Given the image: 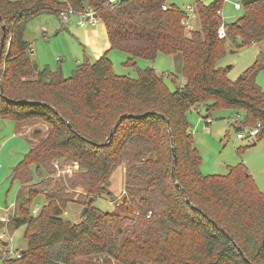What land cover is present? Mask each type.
I'll use <instances>...</instances> for the list:
<instances>
[{
  "label": "trees",
  "instance_id": "16d2710c",
  "mask_svg": "<svg viewBox=\"0 0 264 264\" xmlns=\"http://www.w3.org/2000/svg\"><path fill=\"white\" fill-rule=\"evenodd\" d=\"M224 1L198 3L200 29L186 36L187 14L165 0H0V117L18 129L46 124L45 136L31 132L11 173L19 188L7 222L0 220L1 264H264V194L242 163L225 175L202 174L189 132L188 113L203 105L205 121L219 109L242 111L241 131L260 124L255 139L264 136L256 83L264 56L234 82L216 67L226 40L239 49L264 42V0H238L242 15L221 39ZM65 9L92 11L110 50L127 55L125 66L179 54L183 85L170 91L151 67L137 79L118 76L107 53L85 59L69 78L39 68L26 24L42 14L60 20ZM61 158L79 169L56 180ZM121 166L123 196L103 211L96 202L113 199L111 177ZM70 204L86 208L79 223L63 218ZM20 228L26 248L11 258L1 233Z\"/></svg>",
  "mask_w": 264,
  "mask_h": 264
},
{
  "label": "rangeland",
  "instance_id": "374dc122",
  "mask_svg": "<svg viewBox=\"0 0 264 264\" xmlns=\"http://www.w3.org/2000/svg\"><path fill=\"white\" fill-rule=\"evenodd\" d=\"M211 2L212 0H165L167 7L176 8L187 15L186 8L188 6L194 9L186 27V36H189L190 32L200 29L196 17L197 4L208 6ZM235 4H239V1H224L221 10L224 24H231L241 17L242 10H236ZM80 24L89 26V22L79 15H72L67 22H60L56 16L50 14H42L26 24L24 38L30 44V49L33 52L31 58L39 68L44 66H48L52 70L60 68L62 75L69 78L76 65L85 59L90 63L96 61L97 54L84 37L86 27L81 28ZM98 26H100L99 23ZM223 46L224 54L216 61V67L226 71V78L230 82L236 81L250 69L261 54L264 56V42L239 49L226 40ZM107 56L112 64V72L118 76L137 79L140 71L151 67L158 75L164 77L165 84L170 91L183 85L184 79L181 74L182 64L179 54L172 57L158 54L154 62L139 59L134 68L123 64L127 60V55L120 51L110 50ZM256 83L264 93V69L258 72ZM206 116L205 108L203 105H199L189 117V122L193 126L191 128L192 138L197 142V149L202 160L200 165L202 174L225 175L228 166L242 163L254 179L257 188L264 194V136L260 140L249 138L246 135L248 129H245L239 132L244 134L243 139L237 138L238 132L235 131L232 124L236 120L238 123L243 119L244 112L242 111L219 109L211 112L209 118L212 119V123L208 126L205 124ZM35 129L40 131V137L46 135V124L43 120H39L35 125L18 129L12 120L0 117V220L2 222H6L11 215L15 195L19 188V182L11 178V173L28 153V139L34 137L31 132ZM65 159L61 158V161L57 163L62 162L63 165L66 162L65 164L68 165L69 161L67 162ZM124 169L125 167L121 166L111 177V191L117 193L122 189V192L113 195V199L99 198L96 206L101 210L111 211L115 207V202L122 198ZM33 175L36 178L35 171H33ZM43 175L46 174L43 173ZM62 177V172H57L54 175L56 180ZM79 191L77 190V192ZM43 203V199H39L36 209L39 210ZM63 218L74 224L79 223L82 219V207L70 204L66 208ZM23 233L24 228L14 232L4 230L1 233V238L8 242L7 248L10 252H19L26 248ZM87 259L79 258L78 260L84 263Z\"/></svg>",
  "mask_w": 264,
  "mask_h": 264
},
{
  "label": "built area",
  "instance_id": "2783aa9c",
  "mask_svg": "<svg viewBox=\"0 0 264 264\" xmlns=\"http://www.w3.org/2000/svg\"><path fill=\"white\" fill-rule=\"evenodd\" d=\"M162 9L166 10L167 7L163 6ZM235 9L236 10H240L241 9L240 4H235ZM193 11H194V9L192 7H190V6H188L186 8V12L188 13V15H187V19L184 20V22H182L183 26H185V27L188 26V21H189L191 15H192ZM72 15H79L83 19L87 20L90 23H93L94 21L97 20V18L95 17V15H94V13L92 11H84V12H80V13H75L72 9H65V10H61L60 13H59L60 21L67 22ZM219 15L221 16V12H220ZM226 32H227V26L223 23L218 29L219 38H221V39L225 38ZM259 128H260V124H257L256 127L252 128V129H248L246 131L247 137L255 138V136L259 132ZM237 137L238 138H243L244 134L238 133ZM55 167L57 169V172H62L63 173V176L64 175H71L74 171H77L79 169V165L77 163H72V164H69V165H62V164L56 163ZM37 211L38 210L35 209L34 210V214H36ZM149 215H150V213H149ZM6 222H7V220H6ZM9 257L16 258V259L20 258L21 257V251H19V252L18 251L17 252H10L9 251Z\"/></svg>",
  "mask_w": 264,
  "mask_h": 264
},
{
  "label": "crops",
  "instance_id": "0c3cea01",
  "mask_svg": "<svg viewBox=\"0 0 264 264\" xmlns=\"http://www.w3.org/2000/svg\"><path fill=\"white\" fill-rule=\"evenodd\" d=\"M85 21L87 22V20H85ZM98 23L100 24V26H98ZM79 26L81 28H85L86 27V34L84 35V37H85L86 41H88L89 44L91 45V47L93 48V51H95V54H97L96 58L98 59V58H100L102 55H104L106 53L108 55V52L110 51V44H109V41H108L106 29H105V26L103 25V23L98 20V21H94L93 23L89 22V26H85L83 24H80ZM97 26H98V28H97ZM236 121H238V120H236ZM236 121H234V124H232V126L234 127L235 131L239 133V132H241V127L239 125V122L236 123ZM211 123H212V119L211 118H209L207 121H205L206 126L210 125ZM192 127L193 126L191 125V128ZM191 128H190L189 132L192 135ZM238 139L241 140L243 138H238ZM195 147L197 149V142H195ZM228 167H230V166H228ZM228 167H227V169H228ZM120 191L122 192V189L119 190L117 193H119ZM117 193H114V194L116 195Z\"/></svg>",
  "mask_w": 264,
  "mask_h": 264
},
{
  "label": "water",
  "instance_id": "95a60500",
  "mask_svg": "<svg viewBox=\"0 0 264 264\" xmlns=\"http://www.w3.org/2000/svg\"><path fill=\"white\" fill-rule=\"evenodd\" d=\"M2 29L5 30L4 27H2ZM191 114H192V112L190 111V112L188 113V115L191 116ZM124 117H132V115H128V116H127V115H123L121 118H124ZM35 132H36V131H35ZM112 135H113V133L110 134V137H109V138H111ZM172 152H173V156H174V158H175L174 149H172ZM174 161H175V159H174ZM173 163H174V162H173ZM187 202H188V200H187ZM85 212H86V208L83 210L82 214H84ZM3 246H6V243H5V242L3 243ZM22 253H24L23 250H21V254H22Z\"/></svg>",
  "mask_w": 264,
  "mask_h": 264
}]
</instances>
